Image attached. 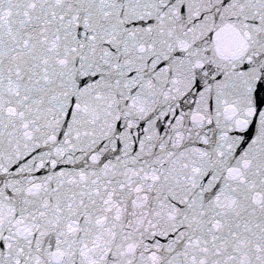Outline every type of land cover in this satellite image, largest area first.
Masks as SVG:
<instances>
[{"label":"snow or ice","instance_id":"obj_1","mask_svg":"<svg viewBox=\"0 0 264 264\" xmlns=\"http://www.w3.org/2000/svg\"><path fill=\"white\" fill-rule=\"evenodd\" d=\"M0 264H264V0H0Z\"/></svg>","mask_w":264,"mask_h":264}]
</instances>
